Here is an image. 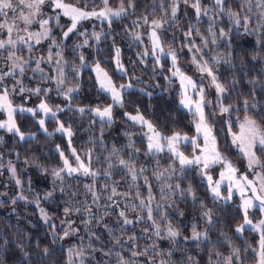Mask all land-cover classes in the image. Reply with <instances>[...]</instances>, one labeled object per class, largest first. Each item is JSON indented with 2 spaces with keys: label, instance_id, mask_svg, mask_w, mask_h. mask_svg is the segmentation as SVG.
I'll list each match as a JSON object with an SVG mask.
<instances>
[{
  "label": "snow or ice",
  "instance_id": "6c2138e0",
  "mask_svg": "<svg viewBox=\"0 0 264 264\" xmlns=\"http://www.w3.org/2000/svg\"><path fill=\"white\" fill-rule=\"evenodd\" d=\"M113 0H0V58L5 61L8 68L7 71L0 67V113L6 115V120H0V130L19 137L20 141L33 140L35 134L25 135L17 124V113L30 114L31 117L39 124L40 129L46 136L51 137L55 133H60L68 140V147L71 155H66L60 145L56 146V151L59 154L61 165L51 169L53 189L48 191L43 197L44 200H49L54 197V192L59 187L60 192H65L66 177L79 178L89 177L91 183H84L85 195L91 196V205L85 201L82 208L74 206L71 200L66 201L69 206L63 208L64 216L70 217L72 213H80L83 211L86 215L83 218L85 227L96 221L97 225L103 222V218L110 214L116 215L118 220L117 227L121 232L127 230L126 226L136 225L141 223L145 217L137 215L135 219H130L125 209L131 208L133 211L143 212L147 210L146 219L152 224L151 237H157L161 240H169L172 248L168 250V255L171 257L175 248L182 247L178 238L181 236V231L178 227L173 226L170 222L171 213L168 209H174L179 212L180 217L184 216L183 211L174 208L179 203L176 197L187 203L188 198L191 199L193 207L199 201L200 219L204 221L206 227L203 231H198V223L191 224L190 236H185V243L195 242L199 247L201 244H207L214 251L208 254V264H246L248 260L247 253L251 251V258L255 260V264H264V106H261L255 99L256 89L260 88L264 92V85H259L257 81L250 80L252 91L245 94L243 99V107L237 104L229 103V93L235 92L236 80L233 78L230 89L225 83L221 82L218 66L221 63L230 64V60L219 54L208 59V53L205 49H209L218 45L219 41L226 39L229 36V31L223 28L219 32L215 31L218 19L223 16H228L230 22L236 27H243L245 32H250V25L253 22V13L255 16L256 27L251 29V34L259 33L258 43L264 42V0H238L239 11H233L229 7V0H210V4L205 5L202 0H153L152 13L142 14L137 20L132 22V29L128 32L130 39L144 45V51L137 53V59L140 64H146L150 57L153 63V73L159 68L161 72L167 71L169 75H165L164 79L169 83L177 81L179 83V103L187 109L192 117L194 126V135H188L180 131L173 130L171 135H165L156 124L145 118L139 108L136 109V114L124 112V116L133 124H137L141 129H146L143 135L147 139V150L145 156L157 157L163 152L169 154L170 163L162 171L154 170L153 174L157 181H160L159 197L161 201L157 202L156 196L153 194L154 189L151 185L148 176L145 175L147 168L141 166L136 168L134 154H129V159L125 160L119 157V150L113 147L108 168L103 171V176L111 179V168L116 165L111 161V156H116L119 161V166L126 170L125 175L131 178L128 183V191L121 192L118 189V181H113L111 186L105 183L101 187H97V178L101 175L99 170L94 169L93 160L96 159L92 149L86 152H78L74 148L72 137L74 135L72 125H65L58 117V113L77 112L81 117L90 114L92 123L99 122L101 126V135H103L104 127H111L115 122L114 108H124V94L133 87L131 83L117 85L110 72L103 66V61L96 60L91 64L86 60L83 52H79V65H73L68 68L67 61L64 56V49L67 47L66 42L71 39L72 35L77 38H82L74 43L73 53L86 47H96L99 45L102 37L112 35L111 28L114 19H120L131 14L129 10L135 9L134 0H120L119 6L112 7ZM158 4V7H157ZM181 5H187L195 12V19L199 24L207 17L208 36H204L196 25L189 24L187 31H183L184 39L180 42L181 49L186 48L189 53V63L193 66L196 72L199 73L197 80L193 76L187 74V71L181 64L179 51L168 44H165V34L169 29L176 28L177 31L183 30V25L180 24L178 13L181 11ZM50 8L52 14L49 15L46 9ZM159 13V15H154ZM243 13V19H241ZM188 14L185 12V16ZM61 16L67 18L70 24L61 23ZM86 21L106 22L109 31L93 30L90 34L85 28ZM39 25V29L33 31V25ZM55 28L60 29L61 36L58 38L53 31ZM167 25V28L165 27ZM147 26L148 44H145L142 33L136 29ZM95 27V25H93ZM84 29L81 31V29ZM24 33V35H20ZM199 36L201 43L197 44L195 37ZM94 40L95 45L90 41ZM176 37L173 36L172 43H175ZM48 41L47 56L43 54L39 56L33 55L37 51V45ZM150 45V47H149ZM167 47V50H166ZM27 51V57L23 53ZM112 62L115 64L116 71L122 76H128V71L121 60L120 47L113 44ZM253 59H256L254 56ZM170 60V64L168 61ZM35 64L33 68L31 65ZM48 64L50 71L46 72L41 67L42 64ZM91 68V72L95 75L97 91L104 93L111 99L110 104L73 107V102L80 91V69ZM69 71L75 75L69 77ZM32 72L42 83H48L55 87L35 88L26 87L23 82L25 73ZM37 74H39L37 76ZM131 79H137L131 77ZM14 83L9 85L8 81ZM72 85V86H69ZM209 88H214L216 92V103L207 98ZM143 91V89H141ZM55 92L63 100L67 101L66 105H52L50 102V94ZM36 96L39 98V103L35 107H27L24 104H15L14 95ZM151 95V93H149ZM252 97L251 102L247 98ZM26 103V100H25ZM213 106L215 111L209 113L207 108ZM258 109V111H253ZM221 117V123L227 125V135L231 137V146L235 148L242 158L246 161L247 172L242 173L232 163L231 160L221 150L218 140V134L214 133L213 128L215 120L213 117L216 114ZM243 113V119L240 115ZM233 115L236 120L233 121ZM39 117V119H37ZM55 121L57 127L55 133L49 132L46 128L48 118ZM238 129V131L236 130ZM129 144L126 147H135L131 141L130 134ZM3 136H0V143H3ZM101 143L103 141L101 140ZM190 145L192 152L186 154L187 149H182V146ZM139 152L140 149H136ZM19 159V153H17ZM29 163V161H25ZM178 163L179 167H175ZM156 164H160V159L156 160ZM4 168L3 156L0 155V169ZM219 169L218 178H214V170ZM193 169L206 183V189L210 195L214 205L220 207H208L206 201L197 196L195 188L191 183L185 188L182 186L183 178L188 175V170ZM7 171L19 190V195L12 198V204L15 205L18 201L25 203H35L41 219L48 224L49 214L41 207V198L34 195L32 200L24 194L25 190L22 186V180L18 176L16 167L11 160L8 161ZM47 172V169H43ZM0 171V175H3ZM140 179L144 181V187L147 188V197L140 191V187L136 182ZM173 179H177L176 183H171ZM59 182V184H57ZM135 189V196H132V190ZM226 189V194H225ZM30 192L31 189L29 188ZM78 190L71 193L76 196ZM0 195H4L0 193ZM237 195L239 196V204L237 205L239 213L242 214V222L238 223L234 229V235L242 236L246 233H257L259 239L256 246L248 244L243 250L246 255L241 259V250L231 247L230 239L225 235V242L229 244L230 252L228 255H223L218 250V245L214 244L210 239V234L213 229L220 224V219L216 215L217 212L223 213L224 206L230 203H235ZM116 197H120L119 200ZM101 198L109 201L105 208L110 211H105L102 214H95L92 211V206L99 208ZM139 201L138 204L131 203V200ZM125 204V208H120V203ZM221 202L222 205H221ZM155 204V207L153 205ZM118 210V211H117ZM260 214V218L255 217V213ZM159 213H163L159 215ZM61 223L67 227L56 229L54 224L49 225L52 229L53 241L75 235L78 229L73 227L74 221L64 219ZM161 223L165 224L166 231L161 228ZM104 229L110 234V237L115 241V245L125 248L131 252V259H126L120 252H116L113 248L104 251L102 248H97L93 243L95 240L101 239L94 232H90L89 243L87 247L83 244L69 247L67 249V258L64 264H91L92 259H97L94 255L88 252L102 251L105 256L115 255L117 264H156L155 256L163 255L158 251L159 246L156 240L153 239L150 246H145L143 252L136 250V241L138 237L132 235L128 241H124L115 235V229L107 223H103ZM62 231V235L58 233ZM145 232L149 229L145 228ZM150 237V238H151ZM131 242V243H130ZM151 253L152 258L140 261L138 257H148ZM27 257V254H25ZM50 256V249H44V255L41 257V264H46V259ZM188 264H196L192 256L187 257ZM104 264H110L105 261ZM160 264H169L168 261L160 260Z\"/></svg>",
  "mask_w": 264,
  "mask_h": 264
},
{
  "label": "trees",
  "instance_id": "16d2710c",
  "mask_svg": "<svg viewBox=\"0 0 264 264\" xmlns=\"http://www.w3.org/2000/svg\"><path fill=\"white\" fill-rule=\"evenodd\" d=\"M127 3V0H125ZM135 9L130 10L129 15L121 17L120 19H114L112 23L111 32L112 35L102 37L98 46L86 47L78 50L75 54L73 53L74 43L82 40L72 35L71 39L66 42L67 47L64 49V56L67 61L68 68L70 69L73 65H79V52H83L86 60L91 64L93 61H103V66L113 76L115 83L122 82L125 80V76H120L114 72L112 66L113 44L120 47L121 49V60L127 68L130 75H135L139 78L147 80L151 79L153 74V63L151 58L147 59L146 64H140L137 59V53L144 51V46L133 43L130 39L128 32L132 29V22H128L127 19L131 18L137 20L142 14L153 15L152 7L153 0H134ZM205 5L210 4V0H202ZM158 7V4H157ZM229 7H232L233 11H239L238 0H229ZM185 9L181 6V11L178 13L180 18V24L183 25L182 31H177L176 28L171 29V34H175V42L177 47H181V41L183 40V31H187L188 25H196L204 36H207L209 40L211 37L208 36L207 17H205L199 24L195 19V12L191 9V12H187V16L184 15ZM194 12V13H193ZM49 15L51 13L48 12ZM154 15H159L155 13ZM243 13H241V19H243ZM253 22L250 25V32H245L243 27H236L232 24L228 16H223L218 19L215 31L219 32L221 28L229 32V36L219 41L218 45L213 46L209 49H205L208 54L221 55L230 60V64L221 63L219 68V75L221 82L225 83L230 89L233 87L232 80H236V91L229 93V103L237 104L240 107L243 105V99L245 94L251 92L252 85L249 84L250 80H255L259 85H264V42L258 43L259 33L251 34V29L256 27L255 16L253 13ZM61 23L70 24L68 19L63 17L60 18ZM85 28L89 34L95 31H109L108 24L106 22L97 21H86L84 22ZM95 25V27H93ZM143 28V27H142ZM39 29V25H33V31ZM141 28L136 29L140 31ZM84 29L82 28L81 31ZM54 34L59 38L61 31L55 28L53 25ZM167 36V35H166ZM195 41L197 44L201 43L200 37L196 36ZM168 42V41H167ZM48 41H45L41 45H37V51L33 53L35 56L43 54L47 56V45ZM91 44L95 45V41H90ZM25 58L27 57V51L23 53ZM256 59H253V57ZM33 68L35 64L31 65ZM0 67H3L5 71L8 68L5 65V61L0 58ZM42 68L46 72H49L48 64H42ZM166 67V65H165ZM90 68V67H89ZM89 68L80 69V91L73 102V107L77 106H89L94 107L96 105L109 104V99L104 93L97 91V85L92 76ZM166 75L167 71L161 72ZM69 77L75 75V73L69 71L67 73ZM39 74H37L38 76ZM152 79H155L152 81ZM151 86L146 88L142 85L141 91L137 88L128 90L124 94L125 107L114 108V120L115 122L111 127L103 128V135H101V126L99 122L92 123L90 114H86L81 117L77 112H63L58 113V117L67 126L72 125L74 135L72 137L73 147L78 152H86L88 149H92L96 159L93 160L94 169L99 170L101 173L97 178V187L103 186L105 183L111 186L113 181H118V189L121 192L128 191V183L131 178L125 175L126 170L119 166V161L116 156H111V161L116 165L111 168L112 173L111 179L103 176V171L108 168L109 157L113 147L119 150V157L125 160L129 159V154L132 153L135 156V166L139 169L141 166L147 168L145 175L148 176L151 185L153 186V194L156 196L157 202L166 203L161 201L159 197L160 181L155 179L153 174L154 170L162 171L170 163L169 155L160 154L157 157L145 156L146 151L145 136L142 130L137 125L128 121L124 112L136 113V109L139 108L145 118L152 120L154 124L165 134L169 135L173 130L180 131L182 133H191V121L188 114L182 111L178 105V93L177 84L173 81L172 83H166L162 75L159 77L152 76ZM23 82L26 87L35 88L41 87H55L48 83L40 82L36 77L33 76L32 72L25 73ZM9 85L14 81L9 80ZM72 86V85H69ZM151 93V95H149ZM251 102L252 97H247ZM256 101L264 106V92L260 91V88L256 89ZM14 103L24 104L27 107H35L39 103V98L36 96H28L27 93L23 95H14ZM26 100V103H25ZM50 102L52 105H66L67 101L59 97L55 92L50 94ZM253 111H258L254 109ZM241 113L240 118H242ZM17 124L21 128V131L26 136L35 134V139L20 141L19 137H15L6 131L0 130V136H3V143H0V155L3 156L4 168L0 169L3 171V175H0V264H41V257L44 255V249H50V256L46 259V264H64L67 258L66 253L69 247L83 244L87 247L89 243L90 232L96 233L101 237L99 240L93 238V243L97 248H102L107 251L109 248H113L116 252H120L126 259H131V252L125 248H121L115 245L110 237V234L104 229L103 223H107L109 226L115 229V235L124 241H128L129 237L135 235L138 237L136 241V250L143 252L145 246H150L152 240L155 239L159 246L158 251L162 252L163 255H156V264H160V260L163 259L168 261L169 264H188L187 257L192 256L196 264H208V254L210 251H214L206 243L201 244L199 247L195 245V242L185 243L184 237L190 236L191 224L193 222L198 223V231H203L206 227L204 221L200 219L199 212V201L195 207H193L191 199L188 198L187 203L180 200L174 208H178L179 211L184 212V216L180 217L179 212L174 209H168L171 213L170 222L173 226L178 227L181 231V236L178 238L179 243L182 247L175 248L172 252L171 257L168 255V250L173 246L169 240H161L157 237H151L152 224L146 219L147 210L143 212L133 211L131 208L125 209L130 219H135L137 215H142L145 219L136 225L126 226L127 230L121 232L118 225L116 215H108L103 218V222L97 225L96 221L93 220L91 224L85 227L83 218L86 215L83 211L80 213H72L77 219L78 226L80 227V234L75 240L70 242H64L60 239L53 241L51 233L52 229L49 225L56 224L61 220L64 215L63 208L69 206L66 201L71 200L75 207L82 208L83 202L87 201L91 205V196L85 195L84 183H91L89 177L67 178L65 184V192L61 193L59 187L55 189L54 197L49 200H44L43 197L48 191L53 189L51 169L61 165L59 154L56 151V146L60 145L65 151L66 155H71L68 147V143L64 136L60 133H55L57 127L54 120L48 118L46 122V128L49 132L55 133L53 136L48 137L40 129L39 124L34 120L30 114L17 113ZM5 114L0 113V120H6ZM39 119V117H37ZM233 119H236L233 116ZM125 133L130 134L131 141L135 147H126L129 144V136ZM101 140L103 143H101ZM226 139H224L225 141ZM219 144H222V140H218ZM226 143V141H225ZM136 149H140L136 152ZM17 153H19V159H17ZM232 155V153H231ZM235 157H239L233 154ZM160 159V164H156V160ZM11 160L17 169L18 176L22 180V186L25 190L24 194L29 200L33 199L34 195H38L41 198V207H43L49 214V222L46 224L40 217V213L35 203H25L24 201H18L15 205L12 204V198L19 195V190L15 184V181L11 178L10 173L7 171L8 161ZM29 163H25V161ZM175 167H177L175 165ZM178 168V167H177ZM43 169H47L45 172ZM188 175L183 178L182 186L187 187L189 183L195 188L197 196L204 199L208 207H220V205H214L211 197L209 196L206 186L201 180V177L195 172V170H188ZM177 179H173L171 183H176ZM140 187V191L143 192L144 196L147 197V188L144 187L143 179L136 182ZM59 184V182H57ZM31 189L29 192L28 189ZM78 190L76 196H72L73 191ZM132 196H135V189L132 190ZM117 200L120 197H116ZM109 201L101 198L100 207L97 208L92 206V211L95 214H102L110 209L105 208V205ZM131 203L138 204L139 201L131 200ZM223 202H221L222 205ZM120 208H125V204L122 202L119 205ZM155 207V204L153 205ZM225 210L223 213L217 212L216 215L220 219V224L212 230L209 239L218 245V250L223 255H228L230 252L229 244L225 242V235L230 239L231 247L238 245L242 251L247 247L248 244L255 245L254 236L246 233L240 238L238 235H234L235 226L241 222L242 216L239 213L237 206L234 203H230L224 206ZM118 211V210H117ZM163 213H159L162 215ZM149 229L145 232L144 229ZM161 228L166 231L165 224L161 223ZM57 229V228H56ZM225 234V235H222ZM62 235L61 232L58 233ZM151 237V238H150ZM248 239L247 241H245ZM131 243V242H130ZM88 252L97 257L92 259L91 264H104L105 261H109L110 264H117L115 255L105 256L102 251L92 252L88 249ZM27 254V257L25 256ZM152 255L148 257H138L140 261L151 259Z\"/></svg>",
  "mask_w": 264,
  "mask_h": 264
},
{
  "label": "rangeland",
  "instance_id": "374dc122",
  "mask_svg": "<svg viewBox=\"0 0 264 264\" xmlns=\"http://www.w3.org/2000/svg\"><path fill=\"white\" fill-rule=\"evenodd\" d=\"M96 2L98 3L99 2V0H96ZM119 2H120V0H113V2H112V7L113 8H116V7H118L119 6ZM125 3H126V1H125ZM182 6V8L183 9H185V11L187 10V12H191V9L192 8H190V7H188L187 5H181ZM46 11H47V13L49 12V13H51L52 14V10L50 9V8H48V9H46ZM130 11V10H129ZM186 12V13H187ZM194 13V12H193ZM179 15V14H178ZM184 15H185V12H184ZM189 15V14H188ZM61 17H63V16H61ZM63 18H65V17H63ZM65 19H67V18H65ZM127 21L128 22H133L132 21V19L131 18H129V19H127ZM93 22V21H92ZM97 22H100V21H97ZM131 26H132V24H131ZM166 28H167V25L165 26ZM138 32H140V33H142V34H144L143 35V40H144V42H145V44H148L149 42H148V37H147V32H148V28H147V26H143V28H141L140 29V31L138 30ZM20 35H24V33H20ZM167 35V36H166ZM175 34H171V29H169L167 32H166V34H165V44H166V46L168 45V44H171V46L173 47V48H175L176 50H178L179 51V54H180V57H181V64H182V66L184 67V69L187 71V74L188 75H190V76H193L194 78H196L197 80L199 79V73L198 72H196L195 71V69L193 68V66L189 63V53H188V51H187V49L186 48H184V49H181V47H177V42H175V43H172V41H173V36H174ZM184 39V38H183ZM132 40V39H131ZM168 41V42H167ZM132 42L133 43H136V44H139L138 42H134L133 40H132ZM141 45V44H140ZM142 46V45H141ZM144 46V45H143ZM149 47H150V45H149ZM166 50H167V47H166ZM214 55H212V54H208V56H207V58L208 59H211L212 57H213ZM170 64V60L168 61V64H166V67L168 66ZM112 66H113V69H114V72L116 73V74H118V75H120V76H122L119 72H117L116 71V67H115V64L112 62ZM90 69V71H91V68H89ZM153 69V68H152ZM92 73V72H91ZM130 75H131V73H130ZM129 75V73H128V76H125V80H123L122 82H118L117 83V85H119V84H128V83H131L132 85H133V87L131 88V89H129V90H132V89H135V88H137V89H139V90H141L142 89V87L140 86V85H142V86H144V87H146V88H148V87H150L151 86V79H152V76H156V77H159L160 75H162L163 77L165 76L164 74H162L161 73V70L158 68L157 70H156V73L154 74H151V79L150 80H147V79H144V78H139V77H136L135 75H132V76H130ZM166 75H169V73L167 72V74ZM92 76H93V78H94V80H95V75L92 73ZM136 77L137 79H131V77ZM153 80H155V79H152V81ZM165 82L166 83H169L168 81H166L165 80ZM176 84H177V93H179V83L177 82V81H174ZM96 83V82H95ZM143 91H144V89H143ZM107 97V96H106ZM207 98L209 99V100H212L213 101V105H215V103H216V92H215V89L214 88H209L208 89V92H207ZM108 99H109V104L111 103V99L108 97ZM179 100H180V97H179V95H178V98H177V101H178V105H179V107H180V109L182 110V111H184L186 114H188L189 115V113H188V111H187V109H184L181 105H180V103H179ZM34 107V106H33ZM118 107V106H117ZM243 107V105L241 106V108ZM207 111L209 112V113H212V112H214L215 111V109H214V107L213 106H209L208 108H207ZM131 114H133V115H135L136 113H131ZM235 118H236V116L235 115H233ZM189 117H190V121H191V127H192V131H191V133H187L188 135H194L195 133H194V126H193V124H192V117L189 115ZM50 118V117H49ZM126 119H127V117H125ZM213 119L215 120V124H214V128H213V131H214V133H217L218 134V137H219V139H220V141L222 140V144H219V146H220V148H221V150L225 153V155L228 157V159L229 160H231L232 161V163L240 170V172H242V173H245V172H247V164H246V161L242 158V156L238 153V151L235 149V148H233L232 146H231V137H229L228 135H227V125L226 124H222L221 123V120L222 119H226V117H221L218 113L213 117ZM240 119H243V115H242V118H240ZM128 120V119H127ZM232 120L233 121H235L236 119H233V117H232ZM128 121H130V120H128ZM131 123H132V121H130ZM135 125H137V124H135ZM138 127H140L139 125H137ZM141 128V127H140ZM142 130V133L143 132H145L146 131V129H141ZM237 131H238V129H236ZM169 135H171V134H169ZM65 139H66V141H67V143H68V140H67V138L65 137ZM224 139H226L225 141H226V143H225V141H224ZM145 145H146V150H147V139H146V137H145ZM187 149V152H186V154H191V152H192V149H191V146L190 145H184V146H182V149L181 150H184V149ZM70 150V149H69ZM231 153H232V155H231ZM70 154H71V151H70ZM161 154H165V155H169L167 152H163V153H161ZM233 154H236L237 156L239 155V157H235V156H233ZM160 155V154H159ZM176 166L177 167H179V165H178V163L176 164ZM196 172V171H195ZM218 172H219V169L217 168V169H215L214 170V178H218ZM201 180H202V178H201ZM204 184H205V186H206V183L205 182H203ZM225 194H226V189H225ZM210 196V195H209ZM236 206L239 204V196L237 195V197H236V200H235V203H234ZM241 216H242V214H241ZM255 217L257 218V219H259L260 218V214L258 213V212H256L255 213ZM64 219H70L71 221H74L75 223L73 224V227H75V228H77L78 229V232L75 234V235H71V236H69V237H67V238H65L64 240H62V241H64L65 243L66 242H70L71 240H75L76 238H77V236L80 234V227L78 226V223H77V219H76V217L75 216H72V215H70V217H65L64 215L61 217V220L60 221H58V223L56 224V228L58 229V230H60V229H63V228H65V227H67V225L66 224H63V223H61V221L62 220H64ZM44 222V221H43ZM241 222H242V220H241ZM240 222V223H241ZM61 233H62V231H61ZM249 234H251V235H253L254 236V239H255V245L254 246H256V242H257V240L259 239V236H258V234L257 233H251V232H249ZM240 238H242L243 236H239ZM248 239H246L245 241H247ZM239 245V244H238ZM238 245H235V246H233V248H238ZM239 249V248H238ZM241 250V253H240V255H241V259L243 260V258L245 257V255H246V253L244 252V251H242V249H240ZM247 256L249 257L248 258V260H247V262H246V264H255V260H253L252 258H251V251L249 250L248 251V253H247Z\"/></svg>",
  "mask_w": 264,
  "mask_h": 264
}]
</instances>
